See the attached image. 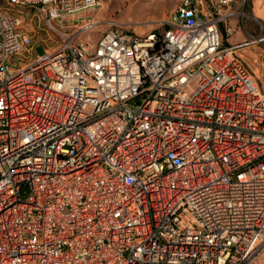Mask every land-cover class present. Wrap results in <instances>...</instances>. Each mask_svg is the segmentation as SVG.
Here are the masks:
<instances>
[{
  "label": "built area",
  "instance_id": "2783aa9c",
  "mask_svg": "<svg viewBox=\"0 0 264 264\" xmlns=\"http://www.w3.org/2000/svg\"><path fill=\"white\" fill-rule=\"evenodd\" d=\"M247 8L181 0L140 34L101 0H0V264H259L264 90L224 39Z\"/></svg>",
  "mask_w": 264,
  "mask_h": 264
},
{
  "label": "rangeland",
  "instance_id": "374dc122",
  "mask_svg": "<svg viewBox=\"0 0 264 264\" xmlns=\"http://www.w3.org/2000/svg\"><path fill=\"white\" fill-rule=\"evenodd\" d=\"M206 7L208 6L209 0H203ZM102 9L98 19H112L120 24L123 28L134 30L140 34L148 33L152 29H156L158 20L167 17L172 12L175 11L181 0H101ZM251 2V0H250ZM24 12V18L29 23L30 29L33 31L34 39L37 40L38 46H45L47 48L54 47L56 45L55 39H46L49 35L45 32V24L43 19L39 14L33 9H22ZM246 12L252 16L250 9L247 8ZM78 21V20H76ZM75 21V22H76ZM247 23L253 26L254 30L260 39L261 43L264 45V26L258 23L254 18H246ZM235 21H233L234 23ZM73 21H65V24L72 25ZM222 30H224V24L221 25ZM101 30L99 29L93 33V48H95L97 41L100 37ZM235 36L228 37L229 42L233 43ZM227 37L225 36L224 39ZM38 49L32 55L34 60ZM22 58V57H21ZM15 62V59H11L9 63ZM24 61L21 59L16 63V68L22 67ZM194 84L190 86L189 89L193 88Z\"/></svg>",
  "mask_w": 264,
  "mask_h": 264
},
{
  "label": "crops",
  "instance_id": "0c3cea01",
  "mask_svg": "<svg viewBox=\"0 0 264 264\" xmlns=\"http://www.w3.org/2000/svg\"><path fill=\"white\" fill-rule=\"evenodd\" d=\"M250 13L253 18L264 26V0H251ZM250 21L247 23V31L249 33H256L252 30ZM247 31L237 30L232 35L235 36L234 42H229L228 37L225 39L229 45L237 46V53L240 55L245 64L256 78L259 86L264 90V45L260 42L243 44L247 40ZM258 263L264 264V250L261 251L258 257Z\"/></svg>",
  "mask_w": 264,
  "mask_h": 264
}]
</instances>
